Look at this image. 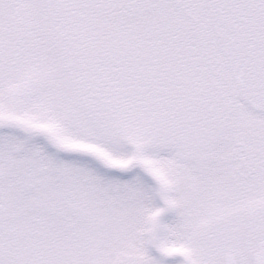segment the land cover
Here are the masks:
<instances>
[{
	"label": "snow or ice",
	"instance_id": "obj_1",
	"mask_svg": "<svg viewBox=\"0 0 264 264\" xmlns=\"http://www.w3.org/2000/svg\"><path fill=\"white\" fill-rule=\"evenodd\" d=\"M0 264H264V0H0Z\"/></svg>",
	"mask_w": 264,
	"mask_h": 264
}]
</instances>
